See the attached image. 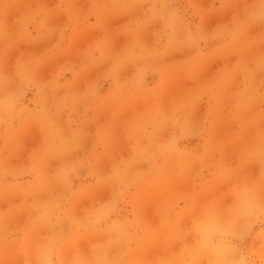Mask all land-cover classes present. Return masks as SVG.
<instances>
[{
	"label": "rangeland",
	"instance_id": "obj_1",
	"mask_svg": "<svg viewBox=\"0 0 264 264\" xmlns=\"http://www.w3.org/2000/svg\"><path fill=\"white\" fill-rule=\"evenodd\" d=\"M21 263L264 264V0H0Z\"/></svg>",
	"mask_w": 264,
	"mask_h": 264
},
{
	"label": "bare ground",
	"instance_id": "obj_2",
	"mask_svg": "<svg viewBox=\"0 0 264 264\" xmlns=\"http://www.w3.org/2000/svg\"><path fill=\"white\" fill-rule=\"evenodd\" d=\"M202 110V109H201ZM40 182V181H39ZM4 183V182H3ZM47 183V182H46ZM20 186V185H19ZM65 196V195H64ZM63 201V200H62ZM7 217V216H6ZM7 225V224H6ZM61 239V238H60ZM63 240V239H62ZM68 240V239H67ZM64 242H66V241H64ZM68 242V241H67ZM22 247V246H21ZM8 248V247H7ZM52 250V249H51ZM103 261V260H102ZM15 262H16V260H15ZM16 263H18V262H16ZM22 264V263H21Z\"/></svg>",
	"mask_w": 264,
	"mask_h": 264
}]
</instances>
